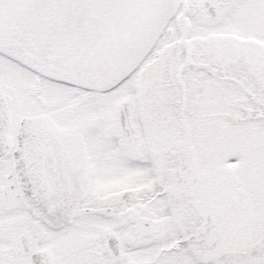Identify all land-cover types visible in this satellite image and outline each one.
I'll return each mask as SVG.
<instances>
[{
  "label": "snow or ice",
  "instance_id": "6c2138e0",
  "mask_svg": "<svg viewBox=\"0 0 264 264\" xmlns=\"http://www.w3.org/2000/svg\"><path fill=\"white\" fill-rule=\"evenodd\" d=\"M0 264H264V0H0Z\"/></svg>",
  "mask_w": 264,
  "mask_h": 264
}]
</instances>
